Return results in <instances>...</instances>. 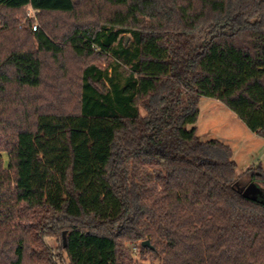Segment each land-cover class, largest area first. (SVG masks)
<instances>
[{
    "label": "trees",
    "instance_id": "trees-1",
    "mask_svg": "<svg viewBox=\"0 0 264 264\" xmlns=\"http://www.w3.org/2000/svg\"><path fill=\"white\" fill-rule=\"evenodd\" d=\"M201 97L264 139V0H0V264H56L48 238L68 264H264V173L200 140Z\"/></svg>",
    "mask_w": 264,
    "mask_h": 264
},
{
    "label": "rangeland",
    "instance_id": "rangeland-1",
    "mask_svg": "<svg viewBox=\"0 0 264 264\" xmlns=\"http://www.w3.org/2000/svg\"><path fill=\"white\" fill-rule=\"evenodd\" d=\"M86 9L83 7L81 11L77 12L76 16H57L54 20L55 24L63 27H54L55 33L61 35L63 30L67 28V25H73L75 22H80V18L83 11ZM16 21H14V28L21 30L25 26L31 27V31H34V26L37 30L40 28L39 14L30 7H27L22 14H17ZM55 18V17H54ZM88 22H93L95 18H86ZM83 21V20H82ZM63 28V30H62ZM207 38L206 31H198L195 35V43H199ZM68 62H70L68 60ZM66 63L68 66V74L71 77H77L79 74V69L83 64L95 63L100 67H104L106 64V59L99 58H89L85 60H71V63ZM54 85L50 77L47 78ZM76 103V99L72 98V104ZM199 116L195 124L196 134L201 141L216 140L225 145H227L232 154V160L236 164V174L240 175L249 167L260 166L262 172L264 173V139L250 132L246 126L223 104L220 102L207 98L201 97L199 100ZM1 136V135H0ZM3 137H0V144L3 145ZM3 142V143H2ZM0 146V147H1ZM244 192L250 196L256 197L259 193V187L254 183H247L244 188ZM47 244L53 249L55 253L56 264H68V260L65 253L60 252L58 249L59 242L53 238L46 239ZM132 246V261L133 264H158L157 261L152 260L147 256H141L137 245Z\"/></svg>",
    "mask_w": 264,
    "mask_h": 264
},
{
    "label": "water",
    "instance_id": "water-1",
    "mask_svg": "<svg viewBox=\"0 0 264 264\" xmlns=\"http://www.w3.org/2000/svg\"><path fill=\"white\" fill-rule=\"evenodd\" d=\"M128 40V38H126V41ZM142 246H149V242L148 241H143L141 243Z\"/></svg>",
    "mask_w": 264,
    "mask_h": 264
},
{
    "label": "built area",
    "instance_id": "built-area-1",
    "mask_svg": "<svg viewBox=\"0 0 264 264\" xmlns=\"http://www.w3.org/2000/svg\"><path fill=\"white\" fill-rule=\"evenodd\" d=\"M33 28H34V30H36V28H37V27H36V26H34Z\"/></svg>",
    "mask_w": 264,
    "mask_h": 264
}]
</instances>
